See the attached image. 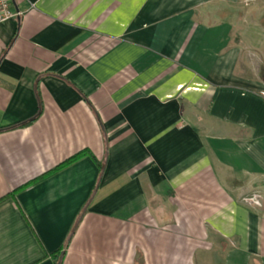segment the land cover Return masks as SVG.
<instances>
[{
  "label": "crops",
  "instance_id": "obj_1",
  "mask_svg": "<svg viewBox=\"0 0 264 264\" xmlns=\"http://www.w3.org/2000/svg\"><path fill=\"white\" fill-rule=\"evenodd\" d=\"M237 1L11 0L0 264H264V29Z\"/></svg>",
  "mask_w": 264,
  "mask_h": 264
},
{
  "label": "rangeland",
  "instance_id": "obj_2",
  "mask_svg": "<svg viewBox=\"0 0 264 264\" xmlns=\"http://www.w3.org/2000/svg\"><path fill=\"white\" fill-rule=\"evenodd\" d=\"M247 4V3H246ZM253 6L251 5V7H249L250 9H248V7H245L244 3L241 2V0H238L237 3H235V5L233 4V10H239V14H242L240 13L241 12V7L244 6V9H248V15L246 17H244V20L246 21L245 23L246 24H254V25H257L259 24L260 22V16L263 12V9H264V4H263V0H259V1H255L254 3H252ZM255 14V15H254ZM239 23H241L240 21H242V18L239 17Z\"/></svg>",
  "mask_w": 264,
  "mask_h": 264
},
{
  "label": "built area",
  "instance_id": "obj_3",
  "mask_svg": "<svg viewBox=\"0 0 264 264\" xmlns=\"http://www.w3.org/2000/svg\"><path fill=\"white\" fill-rule=\"evenodd\" d=\"M12 11L11 0H0V24L19 17Z\"/></svg>",
  "mask_w": 264,
  "mask_h": 264
},
{
  "label": "flooded vegetation",
  "instance_id": "obj_4",
  "mask_svg": "<svg viewBox=\"0 0 264 264\" xmlns=\"http://www.w3.org/2000/svg\"><path fill=\"white\" fill-rule=\"evenodd\" d=\"M255 1H259V0H248L247 1V4H246V6L248 7V9H250L249 7H251V5L253 6V4L252 3H254ZM263 4H264V0H263ZM251 10V9H250ZM239 11V10H238ZM238 15H239V12H238ZM255 15V14H254ZM240 16V15H239ZM260 22H259V24H257V25H254V26H258V27H262L263 29H264V9H263V12H262V14H261V16H260ZM250 25H252V24H250Z\"/></svg>",
  "mask_w": 264,
  "mask_h": 264
},
{
  "label": "trees",
  "instance_id": "obj_5",
  "mask_svg": "<svg viewBox=\"0 0 264 264\" xmlns=\"http://www.w3.org/2000/svg\"><path fill=\"white\" fill-rule=\"evenodd\" d=\"M87 152L86 151H83V152H80L78 153L77 155L73 156L72 158H69L68 160H66L64 163H62L61 165L58 166V168L68 164V163H71L72 161L76 160L77 158L81 157L82 155H86ZM7 197H4V198H1L0 199V203L3 202Z\"/></svg>",
  "mask_w": 264,
  "mask_h": 264
}]
</instances>
